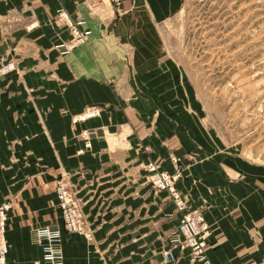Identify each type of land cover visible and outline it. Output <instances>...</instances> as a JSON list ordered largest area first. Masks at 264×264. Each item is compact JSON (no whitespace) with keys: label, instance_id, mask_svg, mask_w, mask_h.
<instances>
[{"label":"crops","instance_id":"crops-1","mask_svg":"<svg viewBox=\"0 0 264 264\" xmlns=\"http://www.w3.org/2000/svg\"><path fill=\"white\" fill-rule=\"evenodd\" d=\"M61 6L88 29L65 53L55 46L70 35L54 21ZM168 11V0H0V62L16 61L0 75V202H12L0 264L40 259L45 225L61 227L65 264H166L160 249L181 211L144 163L174 172L172 157L176 188L208 205L206 264H264V167L223 146L191 88L174 83L175 66L158 63L138 34L143 18L151 27ZM90 106L97 115L73 121ZM62 171L85 200L92 239L63 227ZM174 253L172 264H204L187 247Z\"/></svg>","mask_w":264,"mask_h":264},{"label":"rangeland","instance_id":"rangeland-1","mask_svg":"<svg viewBox=\"0 0 264 264\" xmlns=\"http://www.w3.org/2000/svg\"><path fill=\"white\" fill-rule=\"evenodd\" d=\"M168 1L169 11L157 19L150 17L151 27L147 26L150 21L143 18L145 26L138 34L150 42L144 46L157 54L158 63L175 66L174 83L191 88L202 104L205 126L221 138L223 146L245 161L264 167V0ZM175 158L174 166L177 163L181 171L179 159ZM154 162L160 166V160ZM70 174L71 171H62L55 179V195L63 181L78 203L83 225L80 234L89 230L91 235L88 233L87 237L92 239L94 225L84 211L85 200ZM151 186L155 191L162 190ZM5 202L8 218L12 202L5 199L0 204ZM56 206L62 217L58 201ZM207 207L206 203L204 212ZM168 245L171 246L170 240ZM177 258L176 255L174 261L165 262L161 254L166 264Z\"/></svg>","mask_w":264,"mask_h":264},{"label":"built area","instance_id":"built-area-1","mask_svg":"<svg viewBox=\"0 0 264 264\" xmlns=\"http://www.w3.org/2000/svg\"><path fill=\"white\" fill-rule=\"evenodd\" d=\"M54 21L58 25L63 24L69 30L70 35L66 39H61L55 44L59 48L60 53L69 51L74 46L84 43L87 39L88 29L82 27L84 22L82 16L78 13L75 16H70L63 6L56 10ZM61 25V26H63ZM15 59L9 58L0 62V75L15 69ZM84 110V109H83ZM82 110V111H83ZM97 109L94 106L88 107L86 111L78 114L73 121H77L83 117L95 115ZM86 139L85 131H81ZM173 160L177 158L172 157ZM147 169V179L152 185L158 189L167 190L172 195L176 209L181 211V218L176 228L170 236L171 246L167 245L161 249L162 259L165 262H172L176 259V254L173 247L180 248L188 247L189 255L192 260L200 261L204 264L209 263V258L206 253L207 238L210 234L209 224L204 216V201L192 206L183 194L175 186V181L180 175V169L175 164V171L170 173L166 169L161 168L154 160H149L144 163ZM57 190V201L62 208V219L64 227L70 231L83 230V225L80 222V212L77 200L66 190L65 183L59 182ZM7 202L0 204V261L8 250L6 241V208ZM36 235L42 238V255L40 259L34 260L31 264H64V254L61 248V228L59 226H40L36 229Z\"/></svg>","mask_w":264,"mask_h":264},{"label":"bare ground","instance_id":"bare-ground-1","mask_svg":"<svg viewBox=\"0 0 264 264\" xmlns=\"http://www.w3.org/2000/svg\"><path fill=\"white\" fill-rule=\"evenodd\" d=\"M69 14V13H68ZM70 15V14H69ZM71 17H72V15H70ZM32 26H34V24L32 25ZM67 28V27H66ZM87 37H88V35H87ZM86 41H87V39H86ZM85 41V42H86ZM207 221V220H206ZM209 224V223H208ZM74 232V231H73ZM75 232H78V231H75ZM81 232H83V231H80V232H78V233H81ZM40 238V237H39ZM41 240H42V238H40ZM42 243H43V240H42ZM60 245H61V248L63 249V247H62V237H61V242H60ZM175 247H179V246H175ZM175 247H173L172 249H173V251H174V248ZM185 248V247H184ZM188 248V247H187ZM8 251V250H7ZM6 251V252H7ZM5 255H6V253H5ZM5 255H4V257L2 258V260L1 261H4V259H5ZM209 258V257H208ZM0 261V262H1ZM210 261V260H209Z\"/></svg>","mask_w":264,"mask_h":264}]
</instances>
